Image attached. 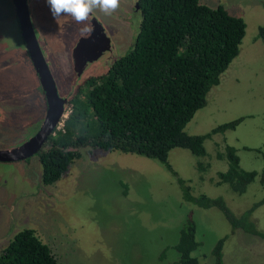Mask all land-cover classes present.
<instances>
[{"label": "rangeland", "instance_id": "1", "mask_svg": "<svg viewBox=\"0 0 264 264\" xmlns=\"http://www.w3.org/2000/svg\"><path fill=\"white\" fill-rule=\"evenodd\" d=\"M199 2L210 8L222 5L230 15L244 20L246 30L239 55L184 131L204 135L224 123L242 121L234 130L205 140V157L175 148L168 154V163L186 181L192 196L222 197L229 210L240 216L264 199V185L259 181L264 168V42L258 37L264 26V0ZM27 4L34 30L39 24L48 44L57 46L52 49L56 52L67 40L66 33L59 31V20L46 15V0H27ZM116 14L107 17L108 27L121 24ZM113 28L109 30L115 54L88 65L80 79L75 75L67 78L66 96L86 78L106 73L115 55H123L132 46L133 28L128 26L125 35ZM0 50L7 52L3 58L13 64L0 72V94L19 99L21 92L28 91V98L40 106V86L24 50L12 0H0ZM18 114L12 125L14 141L33 133L41 117L40 109L30 112L25 108ZM9 122L0 124V150L10 149L14 142L3 137ZM225 146L236 149L243 170L258 173L242 195L218 184L217 174L227 165L217 154ZM80 153V159L49 186L41 182L38 154L23 161L0 162V251L12 235L28 228L50 247L60 264H177L174 247L191 215L199 243L192 255L201 264H213L212 250L224 237L223 264H264L263 239L232 229L215 208L203 211L184 201L176 179L158 161L101 150L80 149ZM199 162L206 169L203 173L197 171ZM251 220L264 233V204L253 212Z\"/></svg>", "mask_w": 264, "mask_h": 264}, {"label": "trees", "instance_id": "2", "mask_svg": "<svg viewBox=\"0 0 264 264\" xmlns=\"http://www.w3.org/2000/svg\"><path fill=\"white\" fill-rule=\"evenodd\" d=\"M139 9L141 20L132 46L106 73L86 78L71 93L62 126L49 136L46 150L38 156L42 184L59 181L80 159V149L147 157L166 167L184 201L203 211L215 208L232 229L264 240V233L251 220L264 199L235 216L222 197L192 196L186 181L168 163V154L175 148L205 157V140L241 123L242 119L224 123L204 135L184 131L239 55L245 37L244 20L230 15L222 5L210 8L199 0H140ZM258 37L264 42V26L259 28ZM217 157L225 159L227 165L217 174L218 184L228 185L236 195L244 194L258 173L241 168L232 146H225ZM196 167L199 173L206 170L201 162ZM259 175L264 185V168ZM224 242L225 237L215 244L213 264H223ZM198 246L190 215L174 247L177 264H201L192 255ZM0 264L60 263L34 230L24 228L0 251Z\"/></svg>", "mask_w": 264, "mask_h": 264}, {"label": "flooded vegetation", "instance_id": "3", "mask_svg": "<svg viewBox=\"0 0 264 264\" xmlns=\"http://www.w3.org/2000/svg\"><path fill=\"white\" fill-rule=\"evenodd\" d=\"M139 1L140 0H120V7L113 13V14H119L120 16H118V20L121 24L119 23H111L109 27H114L117 29L118 33L121 35H125V29L129 27L134 29L135 32V37H136V23L138 21V25H139V21L141 20V11L139 9ZM46 5V15H50V9L49 6ZM127 5H131L130 8H127L125 6ZM30 9V7H29ZM126 9V10H125ZM29 14L31 15V10H29ZM112 15H110L111 17H114ZM116 14V15H117ZM107 17H109L108 15H104L103 13L99 12V10H95L92 13V16L90 17L89 21H87V25L89 27L92 28L91 33H95L97 37H99V32L101 35L104 36V39H108V43H109V51L107 50L105 53H103V55L99 58L101 59L104 55L107 54H112L114 52V45H113V39H112V33L109 30L108 27V20ZM31 19V16H30ZM72 18L69 16H62L59 19V31L60 32H65L66 33V38L67 40L65 41L64 44H62V47L60 48H56V52H53V47H57L56 45H49L48 44V40L47 37L43 34L42 32V27L39 26V24L36 25L37 29L34 30L35 32V36L37 39V42L40 46V49L42 51L44 60L50 70V73L53 77V80L55 82L56 88H57V93L59 95V97H61L62 99L67 100V103L65 104V110L68 109L69 107V102L71 99V95L68 97V95L66 96V90L67 87L65 86V80L67 78L71 79V76L75 75L76 79H80L82 74L78 76V74L75 71V61L76 58L74 57V53L75 50L77 49V46L79 45V41L84 38L87 37L90 34H85L82 33L80 31V29L82 27H84V25H75L74 23H72ZM125 21L126 24L128 26L125 27ZM32 23V21H31ZM33 27V24H32ZM113 28V30H114ZM34 29V28H33ZM24 45V43H23ZM24 50L26 53V56L29 60L30 65L32 66V63L30 61L28 52L25 49V45H24ZM7 52L5 51H1L0 50V72L3 71L4 69L8 68V65L13 66L12 63L9 62V60L3 58V55L6 54ZM124 54V53H123ZM122 56V54L120 55ZM119 55H115V57L112 59L110 65L115 61V59L120 57ZM12 59V58H11ZM98 59V60H99ZM97 60V61H98ZM8 61V62H7ZM95 61V62H97ZM18 62V61H16ZM92 63H88L86 64L85 69L87 68L88 65L93 64ZM12 64V65H11ZM17 64V63H14ZM33 68V66H32ZM34 70V68H33ZM35 72V71H34ZM36 79L38 81L39 84V79L35 73ZM1 82H0V86H1ZM40 86V84H39ZM41 90V104L39 106V102L31 100L28 98V96L31 94L28 91L26 92H21L24 93L20 96L19 99L14 98L12 95L9 96V93L7 95L5 94H0V124L2 123V121H11L9 122L4 130V135L5 138H9L11 137L12 140L14 141L15 138L13 137L14 135V131L12 129V125L14 123H16L18 116L20 112H24L25 108L28 111H34V110H39L41 112V117L40 120L38 122V124L35 126L36 130L31 133V134H27L23 137H20L17 141L13 142V145L10 148H16V147H20L22 146L24 143L28 142L30 139H32L40 130L42 123L45 119V114L47 111V101L45 99L44 96V92L42 90V88L40 87ZM27 96V97H26ZM23 109V111H21ZM11 119V120H9ZM14 119V120H12ZM49 139V138H48ZM47 141L42 145V147L39 149V151L35 154L39 156V154L43 153L44 150H46L47 148ZM23 161V160H22ZM13 237V235H12Z\"/></svg>", "mask_w": 264, "mask_h": 264}, {"label": "water", "instance_id": "4", "mask_svg": "<svg viewBox=\"0 0 264 264\" xmlns=\"http://www.w3.org/2000/svg\"><path fill=\"white\" fill-rule=\"evenodd\" d=\"M20 34L28 52L34 71L39 79L40 87L47 101L45 119L38 133L20 147L0 150V162H18L35 155L49 136L58 129V125L65 117L67 100L59 97L50 70L44 60L32 27L27 0H12ZM108 39L100 34L91 33L79 41L74 57L75 71L79 75L85 70L86 64L97 61L103 53L109 51Z\"/></svg>", "mask_w": 264, "mask_h": 264}, {"label": "clouds", "instance_id": "5", "mask_svg": "<svg viewBox=\"0 0 264 264\" xmlns=\"http://www.w3.org/2000/svg\"><path fill=\"white\" fill-rule=\"evenodd\" d=\"M46 3L55 21L62 16H69L76 24L84 25L80 31L85 34L92 31L86 22L95 10L110 16L120 7V0H46ZM66 116L67 113L64 119Z\"/></svg>", "mask_w": 264, "mask_h": 264}, {"label": "built area", "instance_id": "6", "mask_svg": "<svg viewBox=\"0 0 264 264\" xmlns=\"http://www.w3.org/2000/svg\"><path fill=\"white\" fill-rule=\"evenodd\" d=\"M63 121L58 125V129L62 126Z\"/></svg>", "mask_w": 264, "mask_h": 264}]
</instances>
